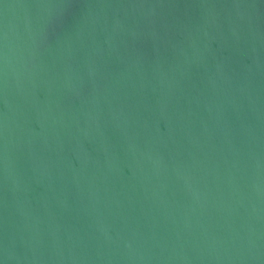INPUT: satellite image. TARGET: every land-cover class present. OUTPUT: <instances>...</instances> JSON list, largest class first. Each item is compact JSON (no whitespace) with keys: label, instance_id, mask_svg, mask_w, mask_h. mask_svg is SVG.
I'll return each mask as SVG.
<instances>
[{"label":"water","instance_id":"95a60500","mask_svg":"<svg viewBox=\"0 0 264 264\" xmlns=\"http://www.w3.org/2000/svg\"><path fill=\"white\" fill-rule=\"evenodd\" d=\"M0 264H264V0H0Z\"/></svg>","mask_w":264,"mask_h":264}]
</instances>
